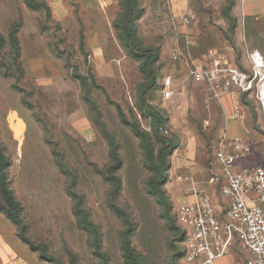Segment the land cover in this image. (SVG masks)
Wrapping results in <instances>:
<instances>
[{
    "label": "rangeland",
    "instance_id": "1",
    "mask_svg": "<svg viewBox=\"0 0 264 264\" xmlns=\"http://www.w3.org/2000/svg\"><path fill=\"white\" fill-rule=\"evenodd\" d=\"M36 3L0 0V144L29 237L63 264H133L127 237L139 264H186L177 210L189 200V182L212 172L226 94L236 99L233 111L253 142L246 165L264 167L261 100L235 87L219 99L189 70L214 55L249 71L251 53L264 48V0H255L263 10L253 14L245 0H138L137 43L158 52L148 101L166 117L161 131L172 140L162 172L169 206L149 184L158 177L163 143L141 104L153 76L143 69L146 57L126 45L124 0ZM18 23L15 48L9 32ZM166 74L175 84L171 99L161 94ZM0 264L55 263L0 212Z\"/></svg>",
    "mask_w": 264,
    "mask_h": 264
},
{
    "label": "built area",
    "instance_id": "2",
    "mask_svg": "<svg viewBox=\"0 0 264 264\" xmlns=\"http://www.w3.org/2000/svg\"><path fill=\"white\" fill-rule=\"evenodd\" d=\"M257 51L251 53L249 71L227 66L213 55L209 64L194 66L189 74L205 82L219 99L230 87L246 94L254 92L264 112V60L256 55ZM173 58L178 59L179 54ZM160 83L163 98L171 99L175 93L173 76L164 75ZM249 150L240 138L222 136L208 179L189 182L186 194L192 199L177 210L178 222L184 230L187 264H217L237 245L248 252L246 264H264V167L238 165ZM210 186H216L226 199L227 206L221 212L217 208L218 196Z\"/></svg>",
    "mask_w": 264,
    "mask_h": 264
},
{
    "label": "trees",
    "instance_id": "3",
    "mask_svg": "<svg viewBox=\"0 0 264 264\" xmlns=\"http://www.w3.org/2000/svg\"><path fill=\"white\" fill-rule=\"evenodd\" d=\"M124 2L126 5V19H125V27H124L126 33L125 36L126 45L133 54L141 57H146L143 61V69L145 72L153 76V84H151L141 93V97H140L141 104L144 109H146L150 114L153 115L157 125L156 136L163 143V146L160 148L158 153V157L160 159V163L157 166L158 177H154L150 179L149 184L151 190L159 196L160 200L166 206H169L170 202L167 198L166 190L162 187V182L165 179V176L163 175L162 172L163 169L168 165L167 159L171 149L172 140L167 138L161 131V128L165 125L167 121L166 117L148 101V92L151 89H153L155 86L156 74L152 69V64L154 61L157 60L158 52L156 49L153 48H143L137 43L135 22L139 16L138 8H137L138 0H124ZM27 3L30 4L31 6L37 5L36 0H27ZM19 26H20L19 23L13 25L9 32V41L15 48H17L19 45V39H18ZM4 43H5V37L3 34L0 33V44L2 45ZM148 155L150 159H153L154 156L151 149H149ZM114 158L116 159L117 166L119 167L121 164V160L118 157V154H114ZM9 163H10L9 159L5 154L4 148L0 144V195L2 196V198L0 199V212L4 213L17 226L18 236L25 243H27L31 247V249L39 251L41 257L44 259L54 262L55 264H63L59 258L48 252L47 245L45 243L38 244L29 237L28 225L25 219L22 217L23 205L21 201L18 200V198L16 197V194L11 186V181L7 173V168L9 166ZM113 181L115 184V192H118L121 186V179L118 176H114ZM86 222L92 228L95 227V225L89 222L88 220ZM180 228H181L180 255L183 262L186 263L184 261L185 252L183 246L184 230L181 225ZM125 248L127 254L133 260V264H139V262L136 260L137 257H135L134 249L132 248L131 242L128 239V237L125 243Z\"/></svg>",
    "mask_w": 264,
    "mask_h": 264
},
{
    "label": "crops",
    "instance_id": "4",
    "mask_svg": "<svg viewBox=\"0 0 264 264\" xmlns=\"http://www.w3.org/2000/svg\"><path fill=\"white\" fill-rule=\"evenodd\" d=\"M245 10L247 14H253L258 11H262L263 8L258 6L255 3V0H247V1L245 0ZM256 53L257 56L263 58L264 60V48H261V50L258 49ZM222 100L221 103L224 102L227 105V108L225 106V110L228 111V115L226 114L225 117L222 135L228 138H240L245 145L251 147L250 144L253 142L250 139L249 129L246 127V125L243 123L240 117H232L234 113H237V111H233L235 107L236 99H233L229 94H226L225 96L222 97ZM230 120H232L233 122L229 123ZM245 156L247 157V155ZM238 165L240 167L245 166L246 165L245 159L242 158L239 161ZM199 181H203V180H199ZM210 189L215 191L216 195L218 196L217 198L218 211L219 212L223 211V209L227 206L226 199L223 198V196L221 195V193L219 192L216 186H210ZM186 195L189 200L192 199L191 195L188 194ZM247 256H248V252L244 250L240 245H237L233 249L232 253L219 259L217 264H246Z\"/></svg>",
    "mask_w": 264,
    "mask_h": 264
},
{
    "label": "bare ground",
    "instance_id": "5",
    "mask_svg": "<svg viewBox=\"0 0 264 264\" xmlns=\"http://www.w3.org/2000/svg\"><path fill=\"white\" fill-rule=\"evenodd\" d=\"M263 89H264V82H263ZM19 124V123H18ZM19 127L21 126L20 124L18 125ZM22 127V126H21ZM17 128V127H16Z\"/></svg>",
    "mask_w": 264,
    "mask_h": 264
}]
</instances>
